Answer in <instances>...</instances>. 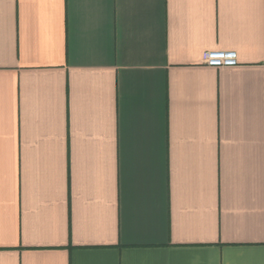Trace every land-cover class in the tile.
<instances>
[{
	"label": "crops",
	"instance_id": "obj_1",
	"mask_svg": "<svg viewBox=\"0 0 264 264\" xmlns=\"http://www.w3.org/2000/svg\"><path fill=\"white\" fill-rule=\"evenodd\" d=\"M0 264H264V0H0Z\"/></svg>",
	"mask_w": 264,
	"mask_h": 264
},
{
	"label": "built area",
	"instance_id": "obj_2",
	"mask_svg": "<svg viewBox=\"0 0 264 264\" xmlns=\"http://www.w3.org/2000/svg\"><path fill=\"white\" fill-rule=\"evenodd\" d=\"M203 61L207 66L215 68L236 67L239 64L238 54L234 51L207 52Z\"/></svg>",
	"mask_w": 264,
	"mask_h": 264
}]
</instances>
